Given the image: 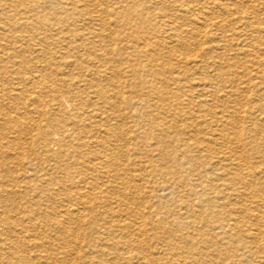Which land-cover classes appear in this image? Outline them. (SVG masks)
I'll return each instance as SVG.
<instances>
[{
    "label": "bare ground",
    "instance_id": "6f19581e",
    "mask_svg": "<svg viewBox=\"0 0 264 264\" xmlns=\"http://www.w3.org/2000/svg\"><path fill=\"white\" fill-rule=\"evenodd\" d=\"M0 264H264V0H0Z\"/></svg>",
    "mask_w": 264,
    "mask_h": 264
}]
</instances>
